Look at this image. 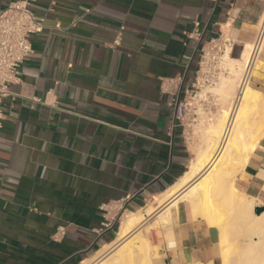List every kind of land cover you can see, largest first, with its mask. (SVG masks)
Masks as SVG:
<instances>
[{
    "label": "crops",
    "instance_id": "crops-1",
    "mask_svg": "<svg viewBox=\"0 0 264 264\" xmlns=\"http://www.w3.org/2000/svg\"><path fill=\"white\" fill-rule=\"evenodd\" d=\"M33 11L43 30L0 102V264L89 262L122 242L127 213L163 248L150 264H223L219 229L193 218L185 193L161 199L194 159L176 103L197 89V108H220L203 92L201 48L242 59L264 0H36ZM246 82L264 96V45ZM234 187L264 208V135Z\"/></svg>",
    "mask_w": 264,
    "mask_h": 264
},
{
    "label": "bare ground",
    "instance_id": "bare-ground-1",
    "mask_svg": "<svg viewBox=\"0 0 264 264\" xmlns=\"http://www.w3.org/2000/svg\"><path fill=\"white\" fill-rule=\"evenodd\" d=\"M252 52L253 46H248L242 59L235 60L230 56L231 49H226L220 64L225 73L208 90L228 102L241 80L238 95L228 116L222 114L218 121L210 122L188 173L161 199L185 193L182 199L189 205L193 218L219 229L223 264H264V213L256 217L255 203L234 187L235 176L245 167L264 135V96L246 82L258 58L252 61ZM173 200L177 206L178 200ZM221 211L224 214L218 215ZM222 216L225 219L220 220ZM143 220L141 213H127L118 232L120 241L126 242L116 247L117 254L110 251L116 245H109L83 264H150L152 258L145 235L132 234Z\"/></svg>",
    "mask_w": 264,
    "mask_h": 264
},
{
    "label": "built area",
    "instance_id": "built-area-1",
    "mask_svg": "<svg viewBox=\"0 0 264 264\" xmlns=\"http://www.w3.org/2000/svg\"><path fill=\"white\" fill-rule=\"evenodd\" d=\"M36 0L13 1L8 7L0 12V102L11 96L10 87L21 82V68L23 64L34 54L31 38L34 34L43 30V19L36 16L33 11V4ZM197 37H201L197 34ZM115 44H119L117 41ZM264 45V13L259 21L258 30L252 43V61L259 55ZM226 48L217 43H210L201 48V59L199 71L205 78V84L211 85L219 78L218 67L216 66L225 55ZM221 63V61H220ZM246 78L242 81L245 83ZM204 80L202 79V84ZM241 92L238 96L237 101ZM191 103L186 99H179L176 103L175 124L184 126L189 116ZM119 215L126 210L125 205L113 207ZM113 220L104 225L101 232L113 230L119 219ZM62 235L59 231L57 234Z\"/></svg>",
    "mask_w": 264,
    "mask_h": 264
},
{
    "label": "rangeland",
    "instance_id": "rangeland-1",
    "mask_svg": "<svg viewBox=\"0 0 264 264\" xmlns=\"http://www.w3.org/2000/svg\"><path fill=\"white\" fill-rule=\"evenodd\" d=\"M220 61L216 65L218 67V72L220 73L219 74V77H221V75L223 73H225L223 67L220 66V64H221ZM218 81L219 80L217 79L216 81H214L213 83H211V85H207V87H206L207 89H205V91L206 92H209L208 88L214 86L216 84V82H218ZM240 82H241V80H239L237 82L238 84L236 85L235 89L233 90V93L231 94L230 100L228 102H224L223 101V98L221 97L220 94L213 93L214 95H217V97H218V104L220 106V108L218 109L217 113L214 114V115H207V114H205L203 112V110L200 107L197 108L198 107L199 100H198V98H196L197 95H198L197 94V89L195 90V93L192 96L193 99L190 100L192 102L190 112L192 110L193 111H196L197 112V116H195V117L198 118V119L197 120H193V119L192 120H189V116H188L186 118V121H185V123H187V127L186 128L188 129L189 134L191 135L190 136L191 137V139H190V142H191V152L193 153L194 157H195L196 151L200 147V144H202L203 134L205 133V130L209 126L210 122H213V121L216 122V121H218L219 118H220V115H222V114L224 116H226V115L228 116L229 115L230 110H231V107H232L233 102H234V98L238 95V90H239V87H240ZM198 178H201V177L199 176ZM215 199H216V197H215ZM216 204H218V203L216 202ZM204 207H205V209L208 208V206H205V205H204ZM217 214L218 215L219 214L223 215L224 212L223 211H221L220 213L217 212ZM222 217L223 218H220V220L221 219L222 220L225 219V216H222ZM138 232H141V234H144L145 235V233H143V229H141L140 227H138V229L134 233H132V234H138ZM145 238L148 241V248L150 249L151 258L154 257V256L159 257V255L163 251V248L158 243L152 244V242L148 238V235L147 236L145 235ZM125 242H126L125 240L122 241V242H120V243H118V241H117L116 242V246L114 248H112L110 251L113 254H117L118 248H116V247L119 244H123Z\"/></svg>",
    "mask_w": 264,
    "mask_h": 264
},
{
    "label": "water",
    "instance_id": "water-1",
    "mask_svg": "<svg viewBox=\"0 0 264 264\" xmlns=\"http://www.w3.org/2000/svg\"><path fill=\"white\" fill-rule=\"evenodd\" d=\"M264 212V208H255L254 213L257 216H260Z\"/></svg>",
    "mask_w": 264,
    "mask_h": 264
}]
</instances>
